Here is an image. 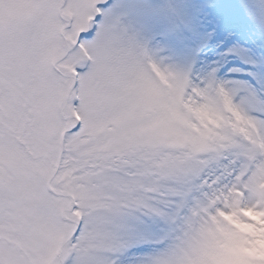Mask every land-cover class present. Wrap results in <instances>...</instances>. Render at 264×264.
<instances>
[{
    "label": "snow or ice",
    "instance_id": "snow-or-ice-1",
    "mask_svg": "<svg viewBox=\"0 0 264 264\" xmlns=\"http://www.w3.org/2000/svg\"><path fill=\"white\" fill-rule=\"evenodd\" d=\"M230 21L264 36V0H0V264H190L264 216V47L213 52Z\"/></svg>",
    "mask_w": 264,
    "mask_h": 264
},
{
    "label": "rangeland",
    "instance_id": "rangeland-1",
    "mask_svg": "<svg viewBox=\"0 0 264 264\" xmlns=\"http://www.w3.org/2000/svg\"><path fill=\"white\" fill-rule=\"evenodd\" d=\"M256 31L245 25L243 22L230 21L220 26L217 35L213 40V52L218 50L219 54L223 55L227 49L234 44H239L243 48H250L248 45L251 38L256 41L253 43L252 49L264 47V38L261 36L255 37ZM226 66L224 72L227 73L229 67L243 62L239 55L226 56ZM240 67V66H238ZM250 67L245 64V68ZM228 75L239 79L247 78L245 73H228ZM202 122L215 123L213 115L208 111L201 110L199 112ZM155 136L159 140H168L179 142L182 137L179 133L161 121L156 129ZM246 215L251 217L256 223H242L238 216L232 214L227 219L236 226L239 232L221 230L218 234L210 233L204 239L197 241L194 246L193 255L190 257V264H248L251 257L264 258V216L261 213L251 209L247 210ZM241 233H248L253 240L244 238Z\"/></svg>",
    "mask_w": 264,
    "mask_h": 264
}]
</instances>
